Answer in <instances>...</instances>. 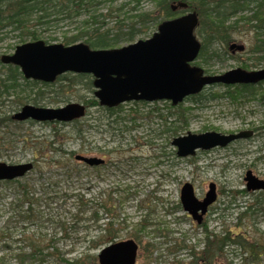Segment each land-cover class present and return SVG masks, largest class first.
I'll use <instances>...</instances> for the list:
<instances>
[{
  "label": "rangeland",
  "instance_id": "obj_1",
  "mask_svg": "<svg viewBox=\"0 0 264 264\" xmlns=\"http://www.w3.org/2000/svg\"><path fill=\"white\" fill-rule=\"evenodd\" d=\"M193 2L194 5L200 3L199 0ZM149 5V0L140 2L141 8ZM182 13L177 11L175 16ZM240 15L231 19H238ZM66 22L52 24L39 39L48 44L60 43ZM112 22L110 18L104 20V23ZM195 34L201 41L196 31ZM48 35L51 41L45 39ZM227 42L240 45L242 49L228 56L225 52ZM227 42L208 44L207 53L213 52L218 57L204 62L198 56L195 64L203 67L206 74H218L240 67L242 63L252 65L256 57L264 55L251 50L256 43V32L242 22ZM21 43L17 32H9L0 41V57L11 54ZM263 66L264 58L256 68ZM255 87L257 92H264V82ZM64 89L68 102L53 103L44 98L37 105L30 104L42 107H58L69 102L84 104L93 94L81 84L68 88L62 85L59 92ZM225 90L226 87L219 84L208 86L201 97L186 99L171 109L170 102L165 100L127 102L121 106V116L125 120L117 125H108L99 107L86 106V114L77 125L13 119L1 126L0 162L31 161L33 168L21 178L0 181V264H69L65 259L96 263L103 246L89 248L87 238L97 232L98 225L115 222L116 218L117 222L125 220L122 225L126 226L118 228L115 241L132 238L138 244L135 264H189L190 251H201L206 240L205 227L197 224L180 204V189L186 182L193 186L199 199L210 182L216 185L217 199L203 218L208 232H242L252 240H257L259 233L264 236V206L256 204L257 200L264 203V190L243 192L247 170L264 180V102L256 94L249 101L236 104L221 95ZM215 94L218 96L212 97ZM178 105L190 108L185 112L188 124L185 130L171 136L165 129L181 112V108L175 109ZM159 113L164 117L159 118ZM78 128L82 129L80 136ZM241 130H255V133L226 147L197 150L194 155L184 157H178L175 152V156L171 155L175 151L170 144L174 136L188 131L226 134ZM52 140L63 150L75 154L69 157V154L63 156L60 150L54 151ZM76 154L103 157L106 162L99 168L85 166L74 158ZM39 162L40 167L36 166ZM24 189L28 190L29 198L36 200L32 205L28 200L21 203ZM80 195L88 199L90 210L79 211ZM100 200L107 204L118 201V209L111 213L100 210L96 225L79 220L77 213L80 218L88 216ZM242 203V207L235 206ZM245 205L252 206L254 213L239 219ZM28 210L31 218L24 219ZM143 219H147L146 227H140L136 237L132 234L133 227ZM33 243L42 249L40 253L31 245ZM33 253L35 256L29 257ZM244 262L239 249L230 245L217 257L215 264H249ZM255 264H264V259Z\"/></svg>",
  "mask_w": 264,
  "mask_h": 264
},
{
  "label": "trees",
  "instance_id": "obj_2",
  "mask_svg": "<svg viewBox=\"0 0 264 264\" xmlns=\"http://www.w3.org/2000/svg\"><path fill=\"white\" fill-rule=\"evenodd\" d=\"M149 1V7L141 8V0H0V41L9 32H17L20 42L38 40L43 37L41 36L43 35L42 32H45L52 24L67 21L63 26L66 29L60 39L64 45L83 41L93 49L115 48L133 42L138 38L150 36L161 21L176 15L177 11H173L171 8L172 4L186 2L188 4L187 10L194 9L199 15L196 32L202 41V46L198 56L202 57L204 62L208 58L218 57L213 52L207 53V45L211 44V42H227L231 38L232 31L239 27V22L250 25L256 32V43L251 50L264 54V0H244L242 3L235 4H225L223 0H199L200 3L197 5L193 4L194 0ZM179 11L185 12V10ZM243 11L245 13H242L238 19L226 23L231 16ZM243 14L245 15L243 16ZM106 18H110L113 22L111 24L104 23ZM45 39L51 41L49 35L45 36ZM263 58L264 55L256 57L250 66H257ZM243 65L244 68L249 67L247 63ZM92 82L90 74L71 72L59 75L52 83L32 81L22 76L18 66L3 64L0 60V127L11 121L12 114L26 103L37 105L44 98H49L53 103L68 102L69 99H67L68 96L65 89L64 92H59L62 85L68 88L81 84L84 85V88L93 92ZM39 83L40 87H37ZM33 87H37V89L34 91ZM225 87L226 90L221 95L230 98V102L242 104L249 101L256 94L261 99V92H257L254 85L239 84ZM49 94H52V97ZM201 96V93H199L186 99H196ZM217 96V94L212 95V97ZM83 103L88 107H99L100 111L103 112V118L108 120V125H117L121 120H125V117L121 116L122 104L113 108L101 106L93 94L91 98L85 99ZM138 103L134 101V104ZM171 106L170 104V109L174 108ZM179 108H181V105L175 107L176 110ZM189 109L187 107L181 108V112L176 114L171 126H167V129H165L169 135H177L186 129L188 120L185 112ZM157 116L159 118L164 117L160 113ZM131 120H135V118L131 117ZM163 120L165 123V119ZM70 123L80 124V119ZM81 131V128L77 129L78 136H80ZM119 131L122 130L119 129ZM55 142L56 140L50 142L54 151L58 152L60 150L63 156L69 154V157L75 154L74 151L63 150L61 145H55ZM174 152L171 155L175 156ZM45 161L47 162V159ZM79 163L87 166L83 162ZM41 165L39 162L36 166L40 167ZM101 166L104 165H99V167ZM243 192L247 191L244 189ZM24 193L25 196L22 198L21 203L23 204L28 200V204L32 205L36 200L28 197L27 189H24ZM77 203L80 212H86V210L92 208L87 205L89 204L88 199H83L82 195H80ZM119 204H121L120 200ZM256 204L264 206L261 200H257ZM118 206V201L115 204L111 201L107 204L105 200H100L94 210L89 211L90 214L88 216L85 215L80 218L78 213L77 216L79 220L82 219L85 222L96 225L100 219V210L109 213L114 209H118ZM235 206L242 207L243 203L240 206L239 204ZM244 207L245 210L239 213V219L241 217H249L251 213H254L252 206L245 205ZM25 213L28 215L25 214L24 219L31 218L29 210ZM114 220L115 222L111 220L103 226L98 225V230L93 236L87 235L89 236L87 238L89 248H98L116 240L119 229L124 228L126 225H122L125 224L123 222L125 220H122V223L117 222V218ZM146 221L147 219H143L136 223L132 234L136 237L139 236L137 233L140 232V227H146ZM203 226L205 227V246L199 252L193 249L190 251L191 261L189 264H215L217 257L222 255L225 248L230 245H235L239 249L242 259L245 262H249V264L263 261L264 236L261 233H259L257 240L255 238L252 240L242 232L225 231L223 234H215L206 230V224ZM31 245L38 253L41 252V248H38V245H34V243ZM151 245L152 243H150ZM34 256L35 253L29 255V257ZM65 261L69 264H86L84 261L81 262L80 259H65Z\"/></svg>",
  "mask_w": 264,
  "mask_h": 264
},
{
  "label": "water",
  "instance_id": "obj_3",
  "mask_svg": "<svg viewBox=\"0 0 264 264\" xmlns=\"http://www.w3.org/2000/svg\"><path fill=\"white\" fill-rule=\"evenodd\" d=\"M187 7L186 2L172 4V10ZM196 11L161 21L152 35L117 48L91 49L84 42L70 45L45 43L42 39L27 41L15 47L11 54H3L2 63L20 68L24 78L53 82L66 72L88 73L93 76V95L100 105L113 107L128 101L169 100L177 105L185 97L199 93L213 84H256L264 81V67L246 70L235 67L219 74H204V70L191 65L200 50V41L194 34ZM242 49L231 43L230 48ZM264 100V93L262 95ZM82 103L69 102L59 107L25 104L13 114L17 121L34 120L69 122L85 115ZM252 130L234 133L206 131L187 132L174 136L170 144L178 157L194 155L196 150L223 147L228 143L248 138ZM75 159L89 166L100 165L103 158L76 154ZM30 161L7 164L0 162V180L23 176L32 169ZM248 191L264 189V180L247 170L244 175ZM180 203L185 212L198 223L207 207L216 199L214 183L210 182L203 199L194 194L193 186L186 182L180 189ZM138 245L133 239L120 240L104 246L94 264H135Z\"/></svg>",
  "mask_w": 264,
  "mask_h": 264
},
{
  "label": "flooded vegetation",
  "instance_id": "obj_4",
  "mask_svg": "<svg viewBox=\"0 0 264 264\" xmlns=\"http://www.w3.org/2000/svg\"><path fill=\"white\" fill-rule=\"evenodd\" d=\"M223 2L226 4H229V3H231V4H235V3H239V2H244V0H223ZM187 6H188V4H187ZM242 13H245V11H243V12H238L237 14H242ZM236 14V15H237ZM233 16H235V15H233ZM233 16H231L230 17V20H228L226 23H229L230 21H234V20H236V19H234V20H232L231 18L233 17ZM197 17H198V23H199V15L197 14ZM197 23V24H198ZM196 28H197V26H196ZM196 28H195V31H196ZM201 42V41H200ZM222 43V42H221ZM225 45H227V47H226V49H227V51H225L226 52V54L228 55V56H232V55H234V54H236L238 51H240V50H238V49H236L235 47L234 48H230V45H231V42H227ZM202 46V45H201ZM200 50H201V48H200ZM200 53V52H199ZM193 65H197V64H195V62H193L192 63ZM244 63H242L241 64V66L240 67H242V68H244L243 65ZM251 69H250V68ZM249 67H248V69H246V68H244V69H246V70H254V69H257L256 67L257 66H250L249 65ZM255 67V68H254ZM264 67V66H263ZM203 68V67H202ZM258 69H260V68H258ZM205 71V70H204ZM33 81V80H32ZM39 82V81H38ZM263 81H261V82H258V83H256V84H254V86L255 85H257V84H259V83H262ZM43 83V82H42ZM39 85H40V83H39ZM264 93V92H263ZM263 93L261 94V99L260 100H262L263 102H264V100L262 99V95H263ZM193 96V95H192ZM195 96V95H194ZM190 97V96H189ZM188 98V97H187ZM30 104V103H29ZM33 105V104H32ZM34 106H36V105H34ZM116 107V106H115ZM29 120H31V119H29ZM31 121H33V120H31ZM252 132H253V134L255 133V130H252ZM252 134V135H253ZM251 135V136H252ZM251 136H249V137H251ZM248 137V138H249ZM242 139H245V138H242ZM242 139H237V140H234V141H232V142H230V143H228L226 146H228V145H230L231 143H234V142H236V141H239V140H242ZM226 146H223V147H226ZM217 147H220V146H217ZM213 148H215V147H213ZM212 149V148H211ZM208 150H210V149H208ZM199 151H206V150H199ZM176 152V151H175ZM103 158V157H102ZM104 159V158H103ZM105 162H106V159H104V164L103 165H105ZM94 167H99V166H93V168ZM25 175V174H24ZM23 175V176H24ZM23 176H21V177H23ZM21 177H19V178H21ZM16 179H18V178H16ZM243 179H244V177H243ZM11 180H15V178L14 179H10V180H0V181H11ZM213 183V182H212ZM209 185V184H208ZM215 185V184H214ZM208 187V186H207ZM208 190V189H207ZM215 190H216V185H215ZM245 190L246 191H248L246 188H245ZM261 190H264V189H261ZM206 193V192H205ZM217 190H216V199H217ZM204 196H205V194H204ZM203 196V197H204ZM203 197L201 198V199H203ZM199 199V198H198ZM200 199V200H201ZM216 199L214 200V202H212L208 207H207V210H206V212L202 215V219H201V221L198 223L196 220H194V221H196V223L197 224H201V226H203L205 223H204V221H203V218L209 213V210H210V207L215 203V201H216ZM181 204V203H180ZM182 206V205H181ZM187 213V212H186ZM188 214V213H187ZM189 215V214H188ZM190 216V215H189ZM191 217V216H190ZM192 218V217H191ZM41 251H42V249H41Z\"/></svg>",
  "mask_w": 264,
  "mask_h": 264
}]
</instances>
